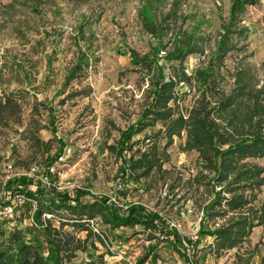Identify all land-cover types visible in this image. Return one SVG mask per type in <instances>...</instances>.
<instances>
[{
  "label": "rangeland",
  "instance_id": "1",
  "mask_svg": "<svg viewBox=\"0 0 264 264\" xmlns=\"http://www.w3.org/2000/svg\"><path fill=\"white\" fill-rule=\"evenodd\" d=\"M230 4V0L0 1V97L12 98L6 122L0 124V202L12 199L6 190L9 182L33 167L45 174L63 156L59 174L49 176L50 186L39 184L36 193L41 201L53 192L81 189L119 204L141 205L175 228L184 246L179 250L171 236L167 239L166 234L140 227L113 231L98 217L93 232L102 234L106 245L92 237L89 242L95 248L77 252L70 264L88 257H101L104 264H264V224L254 228L243 244L220 255L212 252L211 236L199 235L202 215L220 188L211 183L214 173L203 169L199 152L186 146L185 131L173 138L162 164L137 182L119 180L120 160L109 148L117 144L119 131L140 119L150 103L151 82L159 81L160 72L166 81L174 74L177 63L167 62L165 56L184 35L198 39L202 53L182 62L191 79L174 90L170 107L175 115L186 118L199 105L210 110L221 95L231 93L237 77L250 74L256 90L264 86V0L247 7L234 29H241V36L231 35L234 49L223 62L212 60L229 22ZM143 57L159 63L152 64L151 71L142 61L133 63ZM80 59L89 63L84 75L66 84L69 68ZM205 68L215 75L214 91H204L194 78ZM160 130L162 125L156 123L135 135L130 142L135 154L147 150L155 139L161 152L166 138L158 134ZM248 161L264 166V159ZM118 182H123L122 189ZM254 193L251 205L259 207L264 186ZM36 204L24 205L21 223L4 230L6 234L20 230L32 237ZM231 217L228 213L207 219L205 226L212 232ZM51 221L59 228L57 219ZM72 230L66 226L62 232ZM76 236L83 240L86 231Z\"/></svg>",
  "mask_w": 264,
  "mask_h": 264
},
{
  "label": "trees",
  "instance_id": "2",
  "mask_svg": "<svg viewBox=\"0 0 264 264\" xmlns=\"http://www.w3.org/2000/svg\"><path fill=\"white\" fill-rule=\"evenodd\" d=\"M230 1L229 22L212 58L219 64L234 49L229 43L230 38L241 31L234 29L237 23L241 22L247 7L260 3V0ZM155 52L157 55L158 50ZM196 53H202V50L199 48L198 39L193 35H184L176 40L173 50L165 56L167 62L177 63L173 66L174 74L166 81L160 72L159 81L151 82L153 89L150 92V103L140 119L134 125L119 131L117 144L109 148L120 160L117 176L119 180L137 182L162 164L166 149L173 143V138L179 137L182 131H185L186 146L199 152V157L205 163L203 169L214 173L211 183L220 188L219 193L208 204L207 214L202 215L198 232L201 236L208 235L213 238L212 252L220 255L243 244L254 228L264 224V203L259 207L251 205L256 199L254 191L258 193L264 186V166L248 161L264 159V86L256 90L250 74L241 79L237 77L231 93L221 95L210 110L199 105L192 108L186 118L182 114L175 115L170 107V103L175 100L174 90L179 84L191 79L186 76L182 62L189 55ZM135 59L134 64L141 65L142 61L150 71L152 64L159 63L158 59L154 62L148 57ZM88 66L87 61L78 60L69 69L66 84L83 76L84 69ZM194 78L204 91H214L217 88L211 68L198 70ZM11 101V97H0V124L6 122L5 111L12 107ZM217 121L225 125L218 124ZM156 123H160L163 129L158 131V134L166 138L161 152L157 139L151 142L147 138L149 143L151 142L149 148L143 152L137 150L138 158H135L137 154L133 151V144H130L132 138ZM36 142L41 145L38 139ZM219 144L221 146H218ZM38 187L39 183L23 176L6 185L11 197L22 194L36 201L37 206L32 216V237L27 238L20 230L6 234L0 226V264H70L77 252H87L88 248H95L94 242H89L92 237L106 245L103 235L95 234L94 226L90 225V221L98 217L102 224L113 231L119 228L140 227L144 232L166 234L167 239L171 236L173 244L179 250L184 247L175 228H169L166 220L159 214L141 205L128 204L127 211L121 213L107 196L96 197L81 189L73 192H53L41 201L36 193ZM224 194L230 196L225 198L222 196ZM224 207L226 210H223ZM228 213H231L232 217L220 228L210 232L205 226V220L223 218L228 216ZM44 214L50 217H43ZM52 218L57 219L59 228L52 224ZM66 226L73 228L71 233L62 232ZM80 231H86L83 240L76 236ZM145 261L146 259L142 262ZM81 264L104 262L101 257L98 260L88 257V260Z\"/></svg>",
  "mask_w": 264,
  "mask_h": 264
},
{
  "label": "built area",
  "instance_id": "3",
  "mask_svg": "<svg viewBox=\"0 0 264 264\" xmlns=\"http://www.w3.org/2000/svg\"><path fill=\"white\" fill-rule=\"evenodd\" d=\"M164 54V52H162ZM64 157L60 156L56 159V161L49 165L46 168V173L38 172L37 167H33L27 173L23 174V177L32 180L34 183L44 184L46 186H50L49 176H55L59 174L58 169L61 162L64 161ZM10 168V167H9ZM123 183V182H122ZM120 182L117 183V187L122 189L124 184ZM35 203L36 201L28 199L22 194H15L13 195L11 201L9 202H0V226L3 230L10 231L12 228L18 226L21 222L19 221L22 216V208L27 203ZM110 202L121 212L124 213L127 211L128 205L119 204L115 199L110 198ZM37 205V204H36ZM43 217L49 218V215H43ZM32 221V219H31ZM91 226L94 225V220L90 221ZM32 226L34 223L32 221Z\"/></svg>",
  "mask_w": 264,
  "mask_h": 264
},
{
  "label": "crops",
  "instance_id": "4",
  "mask_svg": "<svg viewBox=\"0 0 264 264\" xmlns=\"http://www.w3.org/2000/svg\"><path fill=\"white\" fill-rule=\"evenodd\" d=\"M72 67V66H71ZM70 69V68H69ZM53 130V129H52ZM120 133V132H119ZM120 135V134H119ZM47 197V196H46Z\"/></svg>",
  "mask_w": 264,
  "mask_h": 264
}]
</instances>
